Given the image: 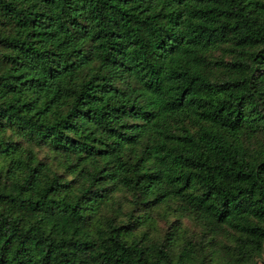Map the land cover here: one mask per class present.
Returning a JSON list of instances; mask_svg holds the SVG:
<instances>
[{
	"label": "trees",
	"instance_id": "obj_1",
	"mask_svg": "<svg viewBox=\"0 0 264 264\" xmlns=\"http://www.w3.org/2000/svg\"><path fill=\"white\" fill-rule=\"evenodd\" d=\"M0 264H264V0H0Z\"/></svg>",
	"mask_w": 264,
	"mask_h": 264
}]
</instances>
